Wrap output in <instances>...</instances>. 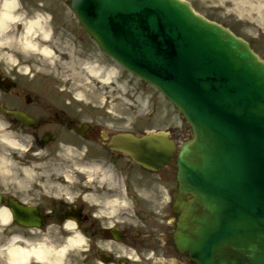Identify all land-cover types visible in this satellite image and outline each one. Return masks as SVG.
Listing matches in <instances>:
<instances>
[{
    "label": "water",
    "instance_id": "obj_1",
    "mask_svg": "<svg viewBox=\"0 0 264 264\" xmlns=\"http://www.w3.org/2000/svg\"><path fill=\"white\" fill-rule=\"evenodd\" d=\"M70 6L104 52L156 86L191 126L175 158L176 248L195 264H264V60L185 0ZM109 146L149 167L176 149L163 132L117 133ZM6 202L17 223L41 224L36 209Z\"/></svg>",
    "mask_w": 264,
    "mask_h": 264
},
{
    "label": "flooded vegetation",
    "instance_id": "obj_2",
    "mask_svg": "<svg viewBox=\"0 0 264 264\" xmlns=\"http://www.w3.org/2000/svg\"><path fill=\"white\" fill-rule=\"evenodd\" d=\"M5 4L9 8L6 27L0 32V133L16 141L10 148L30 143L29 155L45 151L50 158L73 149L82 151L83 157L78 166H72L76 172L64 167L61 178L49 177L44 208L3 186L0 193L37 207L48 232L78 233L84 241L79 243L84 264H154L159 257L168 260L171 252L178 264H193L173 242L178 218L174 162L149 168L112 150L107 145L110 137L123 131L106 124L112 114L86 115L83 108L71 106V99L58 96L49 80L38 74L42 66L32 61L31 54H43V48L54 45L69 48L78 57L84 53L85 36H64L61 12L53 0H0V16ZM35 18L41 28L36 27L32 36H23L25 22ZM27 40L34 46L26 45ZM72 176H78L75 189L50 188L76 181ZM12 225L20 227L15 222Z\"/></svg>",
    "mask_w": 264,
    "mask_h": 264
},
{
    "label": "rangeland",
    "instance_id": "obj_3",
    "mask_svg": "<svg viewBox=\"0 0 264 264\" xmlns=\"http://www.w3.org/2000/svg\"><path fill=\"white\" fill-rule=\"evenodd\" d=\"M186 1L199 14L228 27L234 34L247 40L264 59V0ZM67 3V0H53L54 6H59L61 12L64 36H85L84 53L76 57L69 48L61 49L52 45L49 46V53L31 54L32 61L42 66L38 74L49 80V85L58 96L71 99V106L83 108L86 115L110 112L112 118L105 122L113 124L117 130H129L136 134L148 130L169 131L178 142L191 136V128L179 110L154 86L105 55L80 26ZM109 69L111 74H108ZM76 94H80L83 99H76ZM107 128L114 129L111 126ZM29 146L30 143L22 144L20 149H15L0 142V158L10 160L4 158L8 164L0 175V187L3 186L29 202L37 201L44 208V198L49 193V177L54 176L52 180L61 178L60 173L65 171L64 167L73 171L72 166L79 165L77 162L81 161L83 153L71 149L49 158L45 151L29 155ZM75 178L76 181H65L64 186L57 184L50 188L53 191L75 189L78 176ZM74 234L48 232L45 225L32 230L0 221V264H6L4 249L13 236L32 243L45 242L59 248ZM19 245L24 246V243L19 242ZM169 255L171 259L175 253ZM132 263L135 264L134 261ZM62 264H84L79 245L66 252ZM88 264L99 263L90 261Z\"/></svg>",
    "mask_w": 264,
    "mask_h": 264
},
{
    "label": "bare ground",
    "instance_id": "obj_4",
    "mask_svg": "<svg viewBox=\"0 0 264 264\" xmlns=\"http://www.w3.org/2000/svg\"><path fill=\"white\" fill-rule=\"evenodd\" d=\"M9 5L5 4V9L0 16V31L6 26L8 18ZM40 25V20L35 19L28 21L25 27V36H30L35 31V26ZM27 42H29L27 40ZM32 45V44H31ZM34 46V44L32 45ZM44 52H50L43 48ZM112 72L109 69V73ZM109 75L107 76V78ZM0 142L8 145L15 146L14 141L8 134L0 133ZM7 162L4 158H0V172H3L6 168ZM0 221L4 224L11 221L10 213L5 207L0 208ZM19 242H23L24 246L19 245ZM80 243L78 234L69 236L63 245L59 248H54L51 245H47L45 242L32 243L26 240H22L19 237L13 236L9 239L5 246V261L8 264L9 260L16 261V264H62L66 252L70 248L77 247Z\"/></svg>",
    "mask_w": 264,
    "mask_h": 264
},
{
    "label": "clouds",
    "instance_id": "obj_5",
    "mask_svg": "<svg viewBox=\"0 0 264 264\" xmlns=\"http://www.w3.org/2000/svg\"><path fill=\"white\" fill-rule=\"evenodd\" d=\"M76 99H83V97L80 95V94H76ZM2 123H7L6 121H3ZM167 199V197H165V200ZM93 215H96V213H94ZM70 219H73L75 220L74 218H70ZM81 243H83V239L80 241ZM157 261L159 262V264H178V262L176 261V259L173 257L169 260H165L163 257H159V258H156V260H154V264H157ZM8 264H16V261L14 260H9Z\"/></svg>",
    "mask_w": 264,
    "mask_h": 264
}]
</instances>
